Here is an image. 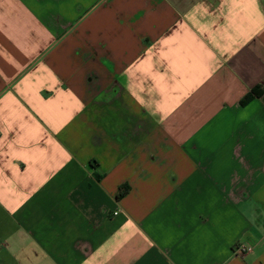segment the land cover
<instances>
[{"label": "crops", "instance_id": "crops-1", "mask_svg": "<svg viewBox=\"0 0 264 264\" xmlns=\"http://www.w3.org/2000/svg\"><path fill=\"white\" fill-rule=\"evenodd\" d=\"M2 233L10 264H264V0H0Z\"/></svg>", "mask_w": 264, "mask_h": 264}, {"label": "trees", "instance_id": "trees-1", "mask_svg": "<svg viewBox=\"0 0 264 264\" xmlns=\"http://www.w3.org/2000/svg\"><path fill=\"white\" fill-rule=\"evenodd\" d=\"M262 95V90L259 88L252 89L241 101L240 105L244 106L255 98H259ZM122 193H118L117 197H121Z\"/></svg>", "mask_w": 264, "mask_h": 264}, {"label": "rangeland", "instance_id": "rangeland-1", "mask_svg": "<svg viewBox=\"0 0 264 264\" xmlns=\"http://www.w3.org/2000/svg\"><path fill=\"white\" fill-rule=\"evenodd\" d=\"M5 235L4 233L0 234V264H10L11 262H7L5 259ZM11 247H16L14 245H12Z\"/></svg>", "mask_w": 264, "mask_h": 264}, {"label": "built area", "instance_id": "built-area-1", "mask_svg": "<svg viewBox=\"0 0 264 264\" xmlns=\"http://www.w3.org/2000/svg\"><path fill=\"white\" fill-rule=\"evenodd\" d=\"M249 248L245 245H239L235 248V251H237V253L241 254L244 253L245 251H247Z\"/></svg>", "mask_w": 264, "mask_h": 264}]
</instances>
